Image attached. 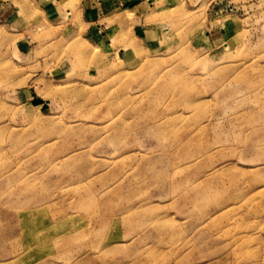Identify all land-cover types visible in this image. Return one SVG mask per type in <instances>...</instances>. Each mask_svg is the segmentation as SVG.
<instances>
[{
    "label": "rangeland",
    "instance_id": "obj_1",
    "mask_svg": "<svg viewBox=\"0 0 264 264\" xmlns=\"http://www.w3.org/2000/svg\"><path fill=\"white\" fill-rule=\"evenodd\" d=\"M21 2L0 23V264H264V0L117 24Z\"/></svg>",
    "mask_w": 264,
    "mask_h": 264
},
{
    "label": "crops",
    "instance_id": "obj_2",
    "mask_svg": "<svg viewBox=\"0 0 264 264\" xmlns=\"http://www.w3.org/2000/svg\"><path fill=\"white\" fill-rule=\"evenodd\" d=\"M21 1L23 0H10L9 2L8 1L3 2L2 0H0V23L3 24V26L7 24L13 26V23L14 25H18L19 16H16V14H20V13L23 14L24 12L28 14V12H30L31 8L26 5L23 6ZM161 1L162 0H56V3L57 5H62V4L67 5L68 8L70 9L67 8L66 11L71 13H73L75 9H77V11L81 9V13L84 14V17H87L89 14L97 15L100 14V12L109 11V13H107L108 16L105 17V19L108 22L117 24L116 22H120L121 19L125 17V15H123L122 13L126 14L122 10L117 11L118 7H122V8L126 7L131 10H137L138 8L143 7V5L146 4L148 6V10L146 12L145 17H148L151 16V13L157 11L155 7H158L157 4ZM22 6L27 8V10H24ZM16 20L18 21L17 23ZM159 28L162 27L158 26V23H156L155 32L153 31L149 32L150 35L155 33L156 38L157 37L161 38L157 30Z\"/></svg>",
    "mask_w": 264,
    "mask_h": 264
}]
</instances>
